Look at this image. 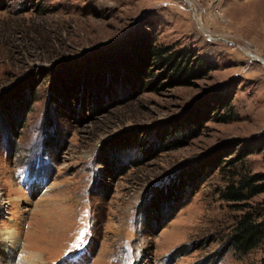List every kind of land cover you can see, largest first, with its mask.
<instances>
[{
	"label": "rangeland",
	"instance_id": "1",
	"mask_svg": "<svg viewBox=\"0 0 264 264\" xmlns=\"http://www.w3.org/2000/svg\"><path fill=\"white\" fill-rule=\"evenodd\" d=\"M191 1L0 0V232L21 246L0 264H124L128 246L130 264H262L264 239L228 242L245 215L264 228V193L225 196L264 183V67L243 53L264 60V0ZM150 41L214 69L140 75ZM113 147L119 175L96 160Z\"/></svg>",
	"mask_w": 264,
	"mask_h": 264
},
{
	"label": "trees",
	"instance_id": "2",
	"mask_svg": "<svg viewBox=\"0 0 264 264\" xmlns=\"http://www.w3.org/2000/svg\"><path fill=\"white\" fill-rule=\"evenodd\" d=\"M136 55L137 56L135 60L137 65L132 67L130 65V68H135L134 71H142V73H138L140 75H146L148 77L153 74V69L155 68L163 72L166 78L171 79V82H173L174 85L181 87L190 86L194 81L203 79L209 72L214 69V66L211 63H207L201 58H195V60L186 59L184 53L172 52L170 47H159L154 45L152 41L147 43L144 42ZM112 74V71H110L109 75L113 76ZM177 144L178 142H172L169 144V147L173 148ZM125 149H127L125 146L122 147V151L120 152L119 150H117L118 152L116 154L119 155L120 153H124ZM113 151L116 152L115 147H113V149L109 151V153H111V157H109L111 159L110 162H106L104 161V159H102V157L100 156L101 152H98L96 160L98 164L105 167V169L109 168L111 171L115 170L117 171L116 174L119 175L125 172L127 168H122L120 170L119 168L121 167L118 166V168L116 165H114L115 159L113 158L114 155H112ZM217 162L218 159L216 160V163ZM182 178L180 179V181H184V179ZM262 181L263 179H260L258 176H249L246 178H242L236 185H232L227 189L225 197L233 203L248 201L257 195L264 193V183H261ZM95 185L96 189L100 187L96 183ZM184 187L185 182L179 185L178 190L183 191ZM179 191L177 192L178 195H180ZM173 202L181 206L183 205V201H181V198L178 197L174 198ZM162 203H164L166 207H169L168 210L174 209L172 204H170V200L168 201L165 199ZM150 204V202H145L144 205L148 206ZM262 217L264 219V213L262 214ZM263 230L264 228L262 224L260 225L255 222V220L252 219L249 215L243 216L239 220V223L234 230L231 240L228 242L230 249L232 251H235L239 255L247 254L249 251L254 249L261 242V240L264 239ZM262 264H264V260L262 261Z\"/></svg>",
	"mask_w": 264,
	"mask_h": 264
},
{
	"label": "bare ground",
	"instance_id": "3",
	"mask_svg": "<svg viewBox=\"0 0 264 264\" xmlns=\"http://www.w3.org/2000/svg\"><path fill=\"white\" fill-rule=\"evenodd\" d=\"M188 5L192 4L191 0H186ZM194 12V9L191 8ZM197 11V10H195ZM194 16L197 18L198 15L194 13ZM246 56L251 58L252 60H255L257 62H261V64L264 67V60H262L259 56L253 55L249 53L248 51H244ZM19 246L20 241L18 237V232L16 230L12 231H6V232H0V252H1V259L3 261H9L16 257V255L19 256ZM21 247V246H20ZM17 256V257H18ZM39 256L37 254H29V253H21L20 254V262L21 264H38L39 262Z\"/></svg>",
	"mask_w": 264,
	"mask_h": 264
}]
</instances>
